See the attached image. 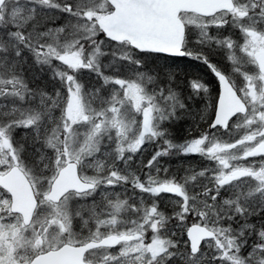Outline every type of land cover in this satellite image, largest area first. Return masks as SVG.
Segmentation results:
<instances>
[{
  "label": "snow or ice",
  "instance_id": "snow-or-ice-1",
  "mask_svg": "<svg viewBox=\"0 0 264 264\" xmlns=\"http://www.w3.org/2000/svg\"><path fill=\"white\" fill-rule=\"evenodd\" d=\"M114 11L109 0H0V99L19 100L10 110L0 104V136L21 156L22 142L39 144L47 161L32 177L30 209L14 208L10 193L0 196V264H55L66 251L76 253V264H202L204 241L193 247L183 233V243L161 240L134 218L123 228L108 219L126 203L110 199L119 196V166L131 171L149 143L156 145L149 169L171 152L208 161L200 169L211 178L207 198L230 206L223 231L233 236L215 249L212 264H264V0H231L203 16L200 28L187 22L197 14L179 11L175 51L116 39L118 23L97 22ZM190 44L223 49L228 70ZM185 57L204 66L211 85L186 73L177 81L174 69ZM222 86L236 110L218 122ZM180 121L189 123L176 140L168 126ZM149 124V138L125 153V137ZM94 160L104 168L99 177L84 172ZM73 170L77 187L63 191L58 178Z\"/></svg>",
  "mask_w": 264,
  "mask_h": 264
},
{
  "label": "rangeland",
  "instance_id": "rangeland-1",
  "mask_svg": "<svg viewBox=\"0 0 264 264\" xmlns=\"http://www.w3.org/2000/svg\"><path fill=\"white\" fill-rule=\"evenodd\" d=\"M189 22L191 24L196 25L197 28H200L203 26L205 23L203 19L200 18H195V17H188ZM7 46V45H6ZM118 55H127L131 57L133 54L128 52L126 53L124 50H120ZM110 59V57L105 58V62ZM118 65L113 64L111 66L112 69H115ZM162 72V71H161ZM127 91V90H126ZM19 103L18 98H5V99H0V104L7 105L8 109L10 110L13 104ZM170 128V126H168ZM171 129V128H170ZM176 129V128H174ZM129 133L133 131L131 127H129ZM174 133L175 137H183L181 134H177L176 130H172ZM19 135V134H17ZM151 135V126L150 124L148 127H144L143 125L141 126V129L139 132L135 133L134 135H129L125 137V139L128 140V143L123 145L125 153H128L131 155L130 148L131 147H138L140 143L143 140L148 139V137ZM18 139L19 137H15ZM231 137H228L224 141L230 140ZM27 143V142H26ZM105 143L107 144L108 141L105 140ZM28 144V143H27ZM32 146H36V144H31ZM29 145V146H31ZM28 146V147H29ZM156 146V145H155ZM156 149V148H155ZM154 149V150H155ZM153 150V151H154ZM153 151L149 152V155L145 160H142V163H138L137 159L130 161V167L131 171L129 169L124 168L122 165L119 166V171L121 177H123L122 180H126L131 176L133 172H138L137 169L142 168V171L146 170L145 176H142V181H144V184L141 185L140 182L135 183V187L139 189L137 192H129L124 191L123 189L116 190L119 193V200L126 201L125 198H128V203L127 202L123 205L121 208L120 212L118 214H113L111 217H109V221H115V223H112V228L120 227L123 228L125 225H131L133 218L135 220V226L139 227L141 225H147V228L152 231L153 233H158L159 239L161 240H167L171 239L173 242L174 240L172 233L181 229V228H186L188 225L184 221H180L179 223L176 222V224H172L173 217L172 216H167L165 214V210H163L162 207L159 206V209L156 208L157 204V199L166 195L168 192L172 193H177L179 196L182 197L183 203L181 205V209H184L183 211L180 210V215L181 217L188 211L190 213L195 214V209L200 210L199 212L201 213L199 219L196 218L193 222L201 223L204 225H210V224H216L217 220L223 221L221 224H217V239L216 242L213 243V241H207L205 242L206 247L205 251L208 254V258L202 260V264H212V257L216 255L215 249L217 248H224L225 245H228L230 241L233 239V236L230 234H227L223 231L224 228L228 227L229 221L225 219V217L229 214L228 209L229 205H223L221 203L214 204V208L207 209V207L203 205H197L196 197H200L201 199H208L207 198V192H208V187L211 184V178L206 177L208 179V183L202 184V175L200 171L198 170V165L194 163V160L192 158L189 159H183L182 157L180 158V161L177 159L176 162L169 161L171 160L170 154L174 153L171 152L166 158H162L157 160L151 167V169L145 167V165L148 164L149 159L153 153ZM25 153V151L23 152ZM27 155L29 154V149L26 150ZM229 155H231L229 153ZM25 161V157L28 156H21L18 150L14 149L12 147L11 143L7 142V138L0 136V159H2L4 162L8 163H13V162H18L22 165V168L26 172V167L23 165L21 162ZM173 157V156H172ZM195 158V157H193ZM40 160V158H38ZM208 165V161L206 159H203ZM20 161V162H19ZM101 161H93L91 165L86 167L84 169V172H86L88 175H97L98 177L100 176V173L104 171V168L100 167ZM40 166L38 169H30L28 168L27 170H30L27 174L32 180V177L36 174L39 173V171L45 167ZM112 166V159L107 158V163L105 167H111ZM181 167H185L186 169V174L185 177L183 178H178L176 176V172L181 170ZM165 169H167V172H165ZM84 172L81 173V175H84ZM139 173V172H138ZM150 175H147L149 174ZM136 178V176H134ZM36 183H39V177H37ZM203 186L202 188H198V186ZM174 186V187H173ZM36 190V189H35ZM6 194L4 191H0V196ZM99 196V195H98ZM117 196H112L110 198H115ZM100 197L98 198V200ZM136 199V200H135ZM162 199H165V197H162ZM117 200V199H115ZM135 200V203H134ZM104 202V201H101ZM132 207V208H131ZM203 207V208H201ZM192 210V211H191ZM109 212L112 210L109 208ZM86 216L88 215L87 213L85 214ZM175 219V218H174ZM192 222V223H193ZM189 223V222H188ZM172 224V225H171ZM231 226L234 228L236 227V222H231ZM79 227V224L77 225ZM175 237V235H174ZM224 255H227V252L224 253ZM95 262V260H93Z\"/></svg>",
  "mask_w": 264,
  "mask_h": 264
},
{
  "label": "water",
  "instance_id": "water-1",
  "mask_svg": "<svg viewBox=\"0 0 264 264\" xmlns=\"http://www.w3.org/2000/svg\"><path fill=\"white\" fill-rule=\"evenodd\" d=\"M231 0H109L115 11L101 15L97 22L101 25H120V30L113 32L116 39L128 40L140 47L160 50H178L183 36V26L177 13L181 10L211 15L220 8L228 7ZM159 36L162 40L146 37ZM236 110L234 94L222 86L220 105L217 109V121L223 122ZM58 183L63 191L76 188L75 171L62 174ZM0 186L11 194L13 207L20 211L30 209L34 204V188L18 165L11 166L0 174ZM63 193L61 192V195ZM186 237L193 247L201 241L212 239L214 233L205 226L191 224L186 228ZM77 256L73 251H66L55 258V264H76Z\"/></svg>",
  "mask_w": 264,
  "mask_h": 264
},
{
  "label": "trees",
  "instance_id": "trees-1",
  "mask_svg": "<svg viewBox=\"0 0 264 264\" xmlns=\"http://www.w3.org/2000/svg\"><path fill=\"white\" fill-rule=\"evenodd\" d=\"M182 63V64H181ZM186 63V61H184L183 60V62H180V63H178V66L177 67H175V69H174V71H175V73H176V78H177V81H179V78L178 77H181V74L182 73H190L189 71H190V69L188 68V67H184V66H182L183 64H185ZM195 69H198V68H196V67H194V69L193 70H195ZM162 71V70H161ZM185 123H189L188 121H185ZM170 126V128H171V130H176L177 129V127L179 126L178 125V123H172V124H170L169 125ZM174 128H176V129H174ZM16 137H19V135H17ZM149 138V137H148ZM176 138V140H179V139H181L182 137H175ZM14 142H19L18 141V139H16V138H14ZM23 144H24V148H25V152H26V150H28L29 149V152L31 151L32 152V155H29L28 157H25V161H22L20 158V160H21V162L23 163V165H25V167H26V170L28 169V168H30V169H34V170H36V169H38L40 166H44V165H46L47 164V161L46 160H44V159H41V157H40V154L38 153V152H36V149L37 148H40L41 146L39 145V144H36V146L34 145V146H29V144H27L26 142H22ZM29 146V147H28ZM139 147V146H138ZM156 148V146H155V144H145L144 145V149H142L137 155H136V159H137V162L138 163H142L141 161L142 160H145L146 158H147V156L149 155V152L151 151H153L154 149ZM31 149V150H30ZM174 154L176 155V157H177V159L180 161V158L182 157L183 159H189V158H186V157H183V156H178L177 154H176V152H174ZM23 156H26V155H24V153H23V155H22V157ZM38 158H40V160L38 159ZM20 162V161H19ZM137 171L138 172H140L141 173V171H142V168H139V169H137ZM121 172V171H120ZM28 175V174H27ZM117 183H119L120 184V187L119 188H117L116 190H120V189H123L124 191H126V189L124 188V184H123V180L121 179V180H118L117 181ZM135 183H137V182H135ZM171 192V191H170ZM172 194V193H171ZM162 197H165V199H162ZM162 197H160V198H158V200H159V206L160 207H162L163 208V210H165V214H166V217L167 216H174L175 217V219H173L172 220V223H174V222H180V221H184V222H186L188 225L189 224H191L194 220H196V216H195V214L193 215V213H191V216L189 217L188 215H187V213H190V212H188V211H190V210H188L182 217H181V213H180V210L181 211H183L184 209H181V205H182V203H183V199H182V197L181 196H179L177 193H173L171 196H170V194L168 195L167 193H166V195H164V196H162ZM97 199L99 198V196H97L96 197ZM110 199H112L113 201H115V199H119L118 197H115L114 199L113 198H110ZM164 202H166V203H164ZM102 203V205L105 203V202H101ZM134 203H135V201H134ZM129 204V203H128ZM130 205V204H129ZM132 208V207H131ZM192 211V210H191ZM189 222V223H188ZM182 233L183 234H185V229L184 228H181V230L179 231V233L178 234H176L175 235V237L173 236V240H174V242L175 241H181V243H183V237H182ZM217 239V238H216ZM215 239V240H216ZM168 240V239H167ZM216 242V241H215ZM215 242H213V243H215Z\"/></svg>",
  "mask_w": 264,
  "mask_h": 264
},
{
  "label": "bare ground",
  "instance_id": "bare-ground-1",
  "mask_svg": "<svg viewBox=\"0 0 264 264\" xmlns=\"http://www.w3.org/2000/svg\"><path fill=\"white\" fill-rule=\"evenodd\" d=\"M193 47H194V49L196 50V52H203V53H205V54H207V53H210L212 50H213V48L211 47V46H203V45H198V44H193ZM221 51L219 52L221 55H222V58L224 59V52H223V49H220ZM222 58H221V56H219V60H221L222 61ZM178 63H180V62H178ZM182 64V63H181ZM182 66H184V67H188L189 69H190V73H187V74H191V75H199L200 73H202V71H201V69H199L196 65H194V64H190V63H185V64H183ZM194 67H196V68H198V69H195V70H193L194 69ZM179 79L181 78V77H178ZM175 123V122H174ZM187 124L188 123H185V121H180V122H178V127H177V129H176V133L179 135V134H181V135H183V137H184V135H185V128L187 127ZM31 150V149H30ZM32 151V150H31ZM29 152V154L27 155V153L25 152L24 153V155H26V156H29V155H32V152ZM173 156V157H172ZM170 161H169V163L171 162V161H174V162H176V160H177V157H176V155L174 154V153H171L170 154ZM194 163L195 164H197L198 166V170L200 171V169H202V168H204L205 166H206V163H205V161L203 160V159H197V160H195L194 161ZM6 172V171H5ZM4 172V173H5ZM133 173H135V172H133ZM131 174V176H129V178L128 179H126V180H123V184H124V188L126 189V191H128V193L129 192H133V193H135V192H137V188L135 187V182H139V181H142V176H145V173H146V170H144V171H141V173L139 172H136L135 174ZM0 174H3V173H1V169H0ZM185 174H186V169H185V167H181V170L180 171H178V172H176V176L178 177V178H183V177H185ZM134 176H136V178H134ZM137 177H139V180L137 179ZM203 177V179H202V182H204V183H202V184H205L206 185V183H208V179L206 178V176H202ZM126 181V182H125ZM174 187V186H173ZM203 186H198V188H202ZM126 199V202H127V204H128V198H125ZM196 199V201H197V205H203V206H205V207H207V209H210L211 210V208H214V204H217L218 202H213L212 200H210V199H201L200 200V197H196L195 198ZM136 200V199H135ZM134 200V201H135ZM164 203H166V202H164ZM214 203V204H213ZM201 208H203V207H201ZM200 210H202V209H199V210H197V209H195V216H196V218L197 219H199V217H200V215H201V213L199 212ZM217 223L214 225V224H210V225H208V226H206V225H204V224H201V223H197V224H199V225H202V226H205L206 228H208V230H211L213 233H214V237H217V230L216 231H214V230H212V228H213V226L212 225H214V227H216L217 226V224H221L223 221H221V220H217L216 221ZM173 224V223H172ZM171 224V225H172ZM174 224H176V222H174ZM218 227V226H217ZM217 227L215 228V229H217ZM109 230H111V229H109ZM181 229H178L177 231H176V233H175V235L176 234H178L179 233V231H180ZM208 241H210V240H208ZM207 242V241H206Z\"/></svg>",
  "mask_w": 264,
  "mask_h": 264
},
{
  "label": "flooded vegetation",
  "instance_id": "flooded-vegetation-1",
  "mask_svg": "<svg viewBox=\"0 0 264 264\" xmlns=\"http://www.w3.org/2000/svg\"><path fill=\"white\" fill-rule=\"evenodd\" d=\"M192 13H194V12H192ZM196 14V13H195ZM191 17H195V18H200V19H202V17L203 16H201V15H193V16H191ZM187 22L188 23H190L189 22V19L187 18ZM193 39H195L196 38V34L195 33H193V37H192ZM190 47L192 48V50L194 51V52H196V50L194 49V47H193V44H190ZM221 50L220 49H213L210 53H207V55H209L211 58H213L214 60H215V62L220 66V67H222V68H224L225 70H228V64L225 62V59H223L222 58V55L219 53ZM219 56H221V58H222V61L221 60H219ZM183 60L184 61H186V63H190V64H194V65H196L199 69H201V71H202V73H200L199 74V76H202V77H204V78H206L207 80H208V82H209V85H211V76H210V74L207 72V70L204 68V66L203 65H200V64H198V63H196L195 61H187V58L185 57V58H183ZM234 131V134L235 133H238V131L239 130H237V129H234L233 130ZM218 135H219V137L221 138V139H224V140H226L229 136L227 135V134H225V133H218ZM175 136V135H174ZM192 159H193V161L196 159H200V158H198V157H195V158H193L192 157ZM17 162H13V163H8V162H4L2 159H0V166H2V167H0V169H1V173H4L5 171H7L8 170V168L11 166V165H13V164H16ZM21 166V165H20ZM202 186V185H201ZM0 190H2V191H4L6 194H8L4 189H2L1 187H0ZM172 192H168L167 194L169 195L170 194V196L173 194H171ZM206 226H208V225H206ZM213 226V228H212V230H214V231H216V227H214V225H212ZM215 239H216V237H215ZM93 263L95 264V262L93 261Z\"/></svg>",
  "mask_w": 264,
  "mask_h": 264
}]
</instances>
